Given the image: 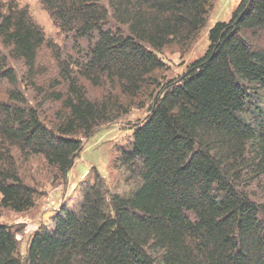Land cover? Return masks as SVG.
<instances>
[{
    "label": "trees",
    "instance_id": "obj_1",
    "mask_svg": "<svg viewBox=\"0 0 264 264\" xmlns=\"http://www.w3.org/2000/svg\"><path fill=\"white\" fill-rule=\"evenodd\" d=\"M214 1L38 0L67 52L0 0V208L35 207L33 159L63 184L83 139L147 112L117 176L92 169L24 255L0 224V264H264V0L216 22L180 76L160 58L189 50Z\"/></svg>",
    "mask_w": 264,
    "mask_h": 264
},
{
    "label": "rangeland",
    "instance_id": "obj_2",
    "mask_svg": "<svg viewBox=\"0 0 264 264\" xmlns=\"http://www.w3.org/2000/svg\"><path fill=\"white\" fill-rule=\"evenodd\" d=\"M13 1L21 7L28 8L33 21L42 28L47 39L61 48H66L67 52L70 51L74 43L65 41L59 35L58 30L53 25L48 14L42 9L38 0ZM240 1L215 0L205 28L189 50L183 56L174 52H164L160 56L170 69L169 77L180 76L187 64L204 53L208 45V30L216 22L227 21ZM78 47L84 49V43H79ZM28 97L29 99L31 98L29 95ZM146 115L147 112L144 110L140 112L132 111L128 116L98 128L89 138L83 139L81 152L63 184H53V172L36 159L30 161L24 167L23 170H27L25 176H27L28 182L33 184L39 193L35 207L22 214H16L0 208V224L11 228L16 233L21 255H24L26 251L27 242L31 234L41 224L46 223L61 205L66 204L69 207H73L78 203L80 199L78 186L87 177L91 176L89 173L92 169L99 172L108 181H112L117 176L116 173L111 172V164L117 156V151L128 146L131 129L134 125L143 121Z\"/></svg>",
    "mask_w": 264,
    "mask_h": 264
}]
</instances>
